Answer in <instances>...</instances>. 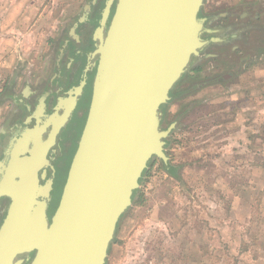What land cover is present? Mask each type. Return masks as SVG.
<instances>
[{"label":"water","instance_id":"water-1","mask_svg":"<svg viewBox=\"0 0 264 264\" xmlns=\"http://www.w3.org/2000/svg\"><path fill=\"white\" fill-rule=\"evenodd\" d=\"M203 4L108 0L86 67L95 70L86 118L50 216L39 171L85 80L58 98L46 121L29 118L0 160V196L10 199L0 224V264H105L145 171L155 159L168 162L165 142L176 122H161L171 91L200 52L221 40Z\"/></svg>","mask_w":264,"mask_h":264},{"label":"rangeland","instance_id":"rangeland-1","mask_svg":"<svg viewBox=\"0 0 264 264\" xmlns=\"http://www.w3.org/2000/svg\"><path fill=\"white\" fill-rule=\"evenodd\" d=\"M92 2L93 0H0V91L6 80L16 74L15 68L25 70L29 77L32 76L48 54L51 43L57 38L65 22L80 12L83 5L87 9ZM260 3L264 4V1L261 0ZM201 12L203 14V11ZM263 66L264 57L258 56L248 65L230 74L228 72L233 67L232 64L209 58L202 63L200 70L190 69L179 81L177 89H183L187 93L173 97L166 106L161 122L163 128L175 120L176 114L188 108V102L194 101L193 97H190L191 92L199 85L211 82L209 93L201 96L216 101L211 106L201 105L189 110L191 112L185 120L187 124H182L188 131L184 137L179 139L177 130L171 131L166 139L168 144L165 143V151L172 164L180 165L179 178L170 177L159 159L151 162L135 192L132 205L119 221L127 215L130 216L132 212L138 225L134 229L138 231L134 232L130 226L131 231L123 239L117 237L116 231L105 264H197L188 259H192L194 255V243L201 220L206 214L208 217L210 212L217 218L221 214L223 216L219 207L225 208L228 205L225 192H237L242 185L231 183L228 179L231 176L238 179V174L242 175L244 172L241 168L229 167V158L234 153L228 152L225 146L232 144L231 148H236V144L240 148L241 142H245V138L243 141L240 138L239 144H233L234 140L228 137V121L233 113L228 107L231 102H237V107L243 108L247 106L242 103L243 96L255 99L264 95V89L260 87V82L264 79V71L260 69ZM17 77L21 81L23 73L17 74ZM6 108L7 106H4V109ZM250 122L259 126L264 134L263 119L251 116ZM251 144L254 146L255 141ZM245 153L244 151L243 154H237L246 159L264 161L263 153L255 154L250 151L249 156ZM249 171L252 180L261 176L260 172L252 168ZM45 185L46 187L40 186V197L48 196L47 186L50 185V180ZM139 196L142 198L140 202L137 199ZM151 196H154L155 207L167 210L171 231L164 246L157 245V233L147 225L149 222L146 221V208L152 203ZM261 206L264 207V198ZM135 207L140 208L135 212ZM238 219L241 221L240 217ZM258 225L260 228L264 227V216L260 219H250L249 225L244 224L253 230L249 232L248 238H253L255 227ZM181 226L185 228L182 230ZM261 248H256L251 241L248 250L251 254L252 251L256 252L257 257L262 256L257 252H263L264 248ZM221 249L218 248L221 254H233V250L223 252ZM236 259L232 255H226L220 257L217 264H251L243 260V263H238ZM203 264H213V259L211 262L207 257Z\"/></svg>","mask_w":264,"mask_h":264},{"label":"flooded vegetation","instance_id":"flooded-vegetation-1","mask_svg":"<svg viewBox=\"0 0 264 264\" xmlns=\"http://www.w3.org/2000/svg\"><path fill=\"white\" fill-rule=\"evenodd\" d=\"M107 2L108 0H93L87 9L83 5L80 12L65 22L34 74L29 77L25 70L15 68L16 74L6 80L0 91L1 160L10 138L13 134H20L29 118L38 116L46 121V115L56 107L58 98L85 80L72 105L71 117L56 134L55 142L46 152V162L39 171L40 185L46 187V182L50 180V185L47 186L48 216L58 204L86 118L95 73V70L87 71L86 67L95 47L97 29ZM114 8L113 2L109 6L107 23ZM223 12L225 14L222 15ZM207 18L211 21V27H219L221 40L210 42L195 58L191 69L211 58L232 64L233 67L228 72L232 74L257 58L260 50L264 49V4L259 1L220 9ZM21 72L23 78L19 81L17 74ZM181 90L176 87L170 96ZM4 106L7 108L4 109ZM9 202L8 196H0V224Z\"/></svg>","mask_w":264,"mask_h":264},{"label":"crops","instance_id":"crops-1","mask_svg":"<svg viewBox=\"0 0 264 264\" xmlns=\"http://www.w3.org/2000/svg\"><path fill=\"white\" fill-rule=\"evenodd\" d=\"M256 1L260 2L261 0H204V4L201 8V11H203L204 16H209L210 18V16L214 14L218 9H227L232 6L245 5ZM221 14L223 15L225 13L223 12ZM209 22L211 23L210 20ZM260 51L261 52H259L258 55L262 58L264 57V49ZM260 69L261 71H264V66ZM211 84L212 83L209 82V84L205 83L199 85L197 89L191 92L192 96L190 97H193L192 99H194V101L188 102L190 103L188 108H186V110L184 111L179 112V114H176L174 120L176 123L175 127L173 128V131L177 130L176 134H178L179 139H181L182 136L184 137L188 132L184 128V126L182 127V124H185L186 126L187 121L185 120L188 118V114L191 112L189 110L195 109L196 107L201 105L205 106L209 104L211 106L212 103L216 101L214 99L204 98L201 96L205 95V93H209V89L211 90L212 88ZM260 84V87L264 89V79L260 82ZM236 103L237 102H231V105L228 107L233 111L230 120L228 121V129L230 130V136L228 137L234 140L232 142L233 144H239L240 138L242 139V141L245 138V142H241L242 144L240 145V148H238L236 144V148H231L232 144L231 146L227 144V146L225 147L227 148V151L229 150L228 152L234 153L233 156H230L231 158H229V160L231 161L229 167L241 168L242 172H244V174L242 175L238 174V179L232 178V176L228 178L231 183H241V189L237 192L233 190L225 192L224 195L225 199H228V205L225 208L219 207L220 210L223 211V216L221 214V216L217 218L215 215L212 214V212H210L208 217H206V214L203 220H201V227L197 231V238L195 239L196 242L194 243L195 252L193 258L188 259V261L193 263L203 264L207 257H209V260L211 262L213 259V264H217L220 260V257L226 255H232L236 257L238 263H243V261H245L250 262L251 264H263L262 262H264V259L262 258L264 257V250L263 252H259V250H257L259 255H262L257 257L256 252L252 251V253L254 254L253 255L251 254V251L248 250L249 243L251 244V241L253 245L256 246V248L259 249L260 246L264 248V227L260 228L259 225L256 226L253 238H248L250 235L249 232H252L253 230L252 228L249 229L247 226H244V224L249 225L250 219H260V217L264 216V207L261 206V201L264 198V161L255 159L250 160L249 158L246 159L243 156L237 154L240 152H242L243 154L244 151L248 153V156L250 151H253L255 154L256 152H258V154L259 152L264 154V134L259 129V126H257L256 124H251L250 122L251 116L264 120V95L259 96L255 99L250 98V96H248V98H244L243 96L242 103L244 105H247L243 108L237 107ZM254 107L256 109V113L253 114ZM260 112L262 114H259ZM254 141L255 144L254 146H252L251 142ZM257 141L260 142L258 143ZM165 143L168 144V141H166ZM167 156V163L160 160L162 162V166L165 172L167 169L166 166L168 164L178 166L179 170L180 165L172 164L168 153ZM250 168H252L256 172H260L261 176L259 178L254 177L252 180L249 175ZM168 175L174 179L179 178V174L178 177H173L170 174ZM153 199L154 196H151L150 201L152 203H150L147 206L148 208H146V213H148L146 214V221L149 222V224H147L148 227L153 229L157 233V245L164 246V244L167 243L169 240L171 226L168 219L167 210L164 208L155 207L156 205L154 204ZM139 208L140 207H135V212ZM129 215L130 216L127 215V217L121 220V222H119V224L117 225L116 231L117 237L119 239L125 238L129 231L138 227V225L136 224L135 215H133L132 212ZM239 217L241 218V221H238ZM130 226H132L131 230H129ZM181 228L183 230L185 227L181 226ZM137 231V229H134V232ZM115 242L117 243V241ZM219 247L222 248L221 250H224L223 252H230L229 250H233V254H221L218 251ZM207 248L209 253L207 252Z\"/></svg>","mask_w":264,"mask_h":264},{"label":"trees","instance_id":"trees-1","mask_svg":"<svg viewBox=\"0 0 264 264\" xmlns=\"http://www.w3.org/2000/svg\"><path fill=\"white\" fill-rule=\"evenodd\" d=\"M259 56V55H258ZM200 68H201V66H195V67H193V70H195V71H198V70H200ZM182 93H184V94H186L187 92H185V90H181V91H179V92H175L173 95H171V98L172 97H174V95H176V96H178V95H181ZM151 164V163H150ZM167 169H166V172L168 173V174H170V175H172L173 177H178V166H175V165H171V164H168L167 166ZM148 172V170L147 171H145V174ZM136 192V191H135ZM134 192V193H135ZM135 195V194H134ZM138 201L140 202V201H142V198L139 196L138 198ZM114 240V239H113Z\"/></svg>","mask_w":264,"mask_h":264}]
</instances>
